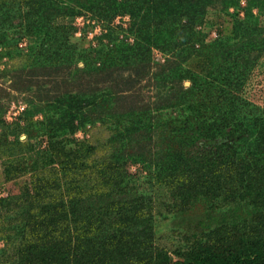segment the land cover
I'll use <instances>...</instances> for the list:
<instances>
[{
	"label": "trees",
	"instance_id": "obj_1",
	"mask_svg": "<svg viewBox=\"0 0 264 264\" xmlns=\"http://www.w3.org/2000/svg\"><path fill=\"white\" fill-rule=\"evenodd\" d=\"M219 1L235 10L232 36L205 42L200 27ZM242 1L241 17L240 0H17L10 12L0 2V60L20 61L5 71L26 105L19 122L0 121V159L17 157L27 176L0 197V264H264V108L243 93L264 55V0ZM84 11L106 23L126 16L133 43L76 53L54 18ZM16 25L25 53L2 33ZM152 50L163 62L151 64ZM195 56L201 66L188 67ZM36 115L44 150L30 142ZM157 126L149 174L170 210L197 212L170 253L157 242L153 198L132 194L123 170L126 146L137 151ZM76 129L89 132L78 149L65 137ZM16 176L5 167L0 180Z\"/></svg>",
	"mask_w": 264,
	"mask_h": 264
},
{
	"label": "rangeland",
	"instance_id": "obj_2",
	"mask_svg": "<svg viewBox=\"0 0 264 264\" xmlns=\"http://www.w3.org/2000/svg\"><path fill=\"white\" fill-rule=\"evenodd\" d=\"M3 1H5V6L2 7V10L6 9L10 12L14 9V7L10 5V2L17 0H0V2ZM243 7L244 3L240 0V3L237 6L239 9V11H237L239 17L242 16L241 9ZM234 13L235 10L232 8H228L227 11H224L220 1L217 2L213 8L206 10L203 24L199 30V32L203 34L205 42L215 39L223 41L231 37ZM92 16L93 15L90 12L84 11L81 12L80 15H73L72 17L58 16L54 18L55 25L69 26L71 28L69 41L75 46L76 53L80 54L82 51H94L102 48L106 50L114 47L115 44L120 42L125 44L133 43L134 39L127 32L129 21L126 16L114 17L109 23L95 20ZM259 22L261 26H264V18H260ZM98 29L99 33H97ZM3 30L4 31L2 33L4 38L15 42L21 53H25L27 51L28 37L25 36L23 27L16 25L15 27H4ZM72 32H78L80 34V39L72 36ZM87 34H91V36H87ZM163 60L164 56L160 52L152 50L151 64L161 63ZM6 61L13 64L20 63V61L17 58L11 61L7 57L0 60V121H3L5 124H9L11 122H19L18 118L22 115L21 112L26 108V105L23 99L24 96L10 88V82L12 79L8 77V72L5 71L6 68L8 69V66L5 65ZM82 65L81 61L76 64L77 67H82ZM198 65L199 67L201 66V60L200 57L196 56L191 58V60L187 63V66L190 68H199L196 67ZM95 66H98V64ZM30 70L31 66L28 64L26 66V71L28 73V77L26 79L32 80L33 77L30 74ZM31 72H33V70ZM21 79L25 80L24 77ZM44 79L46 80V78ZM182 85L184 88H187L189 87V82L183 81ZM69 88L70 87H67V89ZM60 89L62 92L63 87ZM32 90L34 89L32 88ZM69 92L72 95L75 93L72 90ZM243 93L250 101L264 108V55L260 58L250 78L247 80ZM143 95H145V93H143ZM95 102L96 107L94 109L98 111L101 103L98 101ZM93 105H95V103ZM40 121L41 115H36L30 119L31 123H29L28 126V129L33 133L30 142L34 145L35 150H44L47 144V137L42 131L43 126L38 123ZM98 125L99 123H96V126ZM162 131L163 130L158 128V126L155 127L152 137H150L149 140H146L142 147H139L137 151H134L135 148L126 146L125 152L126 156H128L127 162H129L125 165L123 170L128 189L132 194L153 198L152 206L154 208L152 212V220L154 221L153 226L158 240L157 242L164 245L167 248V252L170 253L171 250L176 247H181V235L190 236L193 232L192 230L195 229L194 223H196L195 216L197 212H193L186 215L185 218H181V215H178L174 213L173 210H170V199L168 195L163 190H160L157 186H155V182L152 178L153 176L152 174H149V172L154 173L156 171L154 169V163L156 161L152 158L154 154H157L156 152L160 148V142L162 140L160 133H162ZM65 137L71 141L72 148L78 149V143L89 140V132H84L82 129H76L73 135L67 134ZM25 139L26 137L24 134L19 137V140L22 142H24ZM10 140H12L11 137H9V141ZM139 149L141 151H139ZM139 154H142L145 158H149V162L147 163L149 166L148 170L144 169L143 165L141 166L140 164L130 163L131 158H137ZM5 167H9V170L17 176L9 181L0 180V197L12 196L21 192L22 187H24L27 182V176L21 175L20 173L19 168H21V164L17 157L0 159V175L3 173V169ZM0 248H2L1 242ZM172 256L173 255L170 254L171 258H173Z\"/></svg>",
	"mask_w": 264,
	"mask_h": 264
},
{
	"label": "built area",
	"instance_id": "obj_3",
	"mask_svg": "<svg viewBox=\"0 0 264 264\" xmlns=\"http://www.w3.org/2000/svg\"><path fill=\"white\" fill-rule=\"evenodd\" d=\"M97 33H99V29L97 30ZM72 36H74L77 39H80V34L78 32H72ZM87 36H91V34H87Z\"/></svg>",
	"mask_w": 264,
	"mask_h": 264
}]
</instances>
